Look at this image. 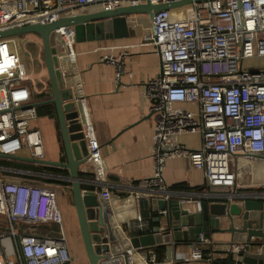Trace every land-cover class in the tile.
Wrapping results in <instances>:
<instances>
[{
    "label": "built area",
    "instance_id": "2783aa9c",
    "mask_svg": "<svg viewBox=\"0 0 264 264\" xmlns=\"http://www.w3.org/2000/svg\"><path fill=\"white\" fill-rule=\"evenodd\" d=\"M148 1L164 4L182 0H0V32L53 24L91 8L109 11ZM186 7L183 19L174 17V10L159 11L149 36L160 56L159 76L148 84L147 95L151 111L159 116L155 128V172L152 188H131L136 202L144 197L166 200L174 195L168 189H153L159 184L164 187L162 169L167 158H187L192 167L203 172L208 186L222 188L236 184L234 156L264 160V65H248L264 60V0H211ZM55 34L59 70L65 86L75 93L88 149L86 164L94 172L95 178L89 182L95 185L93 191L103 203L110 204L112 185L87 108L75 31L73 27H62ZM103 61L117 66L119 79L124 67L112 56H105ZM42 92L30 80L17 39H1V154L18 156L28 150L31 158L44 159L41 134L32 126L39 117L34 94ZM170 104H190L197 110L171 109ZM183 134L198 135L201 148L191 150L182 144H171L172 138ZM36 175L39 174L0 165V264H74L57 193L49 186L33 183ZM255 195L264 198V191ZM52 223L59 225V234L23 231L24 227ZM167 226L168 211L163 210L159 225L163 236L173 233ZM133 227L140 233L151 229L149 221L141 216ZM117 235V241L109 239L110 252L100 264H168L167 258L160 261L154 250L136 249L124 233ZM198 242L195 248L179 247L176 260L184 264H245L244 254L251 249L242 242L219 248L203 234Z\"/></svg>",
    "mask_w": 264,
    "mask_h": 264
},
{
    "label": "crops",
    "instance_id": "0c3cea01",
    "mask_svg": "<svg viewBox=\"0 0 264 264\" xmlns=\"http://www.w3.org/2000/svg\"><path fill=\"white\" fill-rule=\"evenodd\" d=\"M98 10V8H91L87 11L94 12ZM124 30L127 31L128 36L120 34ZM152 31L153 26L149 18L144 15H136L128 17L115 27L105 22L102 29L90 33L91 38L88 37L89 39L87 38L82 43H75L87 108L97 138L102 146L108 181L112 185L111 202L106 204L107 206L103 205L108 209L107 225L110 234H107V236L114 242L117 241V234L121 232L127 238L132 239L133 237L153 234L154 228L160 225V222L156 223L155 219L160 217L162 211L159 213L152 211L149 218H144L151 225L150 231L140 233L141 231L133 227L134 222L140 216V211L138 202L131 193L133 187L139 189L152 188L151 184L154 183L152 178H154L155 172V128L159 116L151 111L152 103L147 95L148 84L159 76L160 56L149 39ZM105 56H112L124 67L119 79L117 78V66L103 61ZM29 73L31 76V69H29ZM69 83L71 82L69 81ZM36 89L38 91L42 90V94L44 93L45 96L51 93L50 99L52 98L51 88L45 87L39 90L36 86ZM72 93L75 98L74 91ZM40 95L39 93L34 94L35 104L45 102L46 97L44 96L45 98L41 99L38 97ZM169 108L197 110L196 106L190 104H170ZM32 126L40 132L42 137L43 160L65 161L66 155L59 123L47 115L39 114L38 119ZM170 142L171 144H182L191 150H198L202 146L201 138L195 134H183L172 138ZM18 156L31 157V153L24 150ZM15 161L25 166L47 167ZM233 166L236 170L235 186L230 188L211 187L206 184L203 172L192 167L187 158L183 156L167 158L162 169L164 187H160L159 184L155 186L157 188L154 187L153 189H168L174 192V195L188 196V199L197 203L221 201L226 195H255L262 191L261 188H264V160L259 157L236 155L233 158ZM56 169H59L60 172L50 173L33 170L32 172L39 175L32 177V182L40 186H49L56 191L58 207L63 217V229L74 257V264L77 262L82 263L81 257H78V254L74 251L76 248V232L78 231L80 235V229L74 206L72 184L69 180L63 178L69 176V171L63 168ZM24 171L31 172L30 169ZM81 174L85 175L81 177L85 187H90L87 190L93 191L95 185L89 182L95 178L91 166L89 164L83 165ZM180 183L186 184L189 189L174 191L172 186ZM68 184H71V186ZM208 195H218L219 198L209 199ZM98 197L102 200L99 194ZM147 199L152 200L154 198ZM234 202L240 201L236 200ZM152 222L155 225L153 229ZM243 224L242 217L235 219L237 227H242ZM45 225L51 226V224ZM228 226V221L223 219L222 227L226 228ZM251 226L259 227L253 223H251ZM262 228L264 230V222ZM52 232L54 231L47 233ZM59 233L60 227L56 234ZM245 238V234H235V237L232 238L229 233H220L212 235L210 240L214 246L226 248L233 242L245 241ZM80 239L82 240V238ZM184 248H188V246H184ZM190 264L207 263L192 262Z\"/></svg>",
    "mask_w": 264,
    "mask_h": 264
},
{
    "label": "water",
    "instance_id": "95a60500",
    "mask_svg": "<svg viewBox=\"0 0 264 264\" xmlns=\"http://www.w3.org/2000/svg\"><path fill=\"white\" fill-rule=\"evenodd\" d=\"M206 1L211 0H182L164 4H153L148 1L146 4L121 6L109 11L88 12L84 10L63 17L53 24H34L0 32V40L27 35H35L41 40L52 98L35 105L40 107L53 104L55 106L66 155L65 161L60 162L31 157L8 156L1 153L0 159L17 160L41 166L63 168L69 171V176L63 178L69 180L72 184L74 206L88 264H100L106 254L110 252L108 246L110 238L107 236V234H110L107 225L108 209L103 205L104 203L99 199L97 193L85 188L80 177L81 167L88 160V149L82 133L76 100L72 90L65 86L62 73L59 70L55 30L62 27H73L75 43H82L88 37L91 38L90 35L95 33L97 29H102L105 22L115 27L128 17L144 15L149 18L154 28L155 16L159 11L175 10L194 2ZM120 34L122 36L129 35L126 30ZM188 198V196L177 194L166 200L163 198L140 199L138 202L140 216L149 218L152 211L159 213L167 210V227L173 233L163 236L159 233V226H156L153 234L133 237L131 239L133 246L141 250L167 247L168 264H183L176 260L178 248L184 246L197 247L200 234H203L205 239H210L212 235L220 233H229L232 238L235 237V234H245L246 238L242 243L247 244L251 249L244 254V263L264 264L263 197L245 194L226 195L221 201H204L200 203ZM236 200L240 202H234ZM240 217L243 218L244 224L242 227H237L235 219ZM223 219H226L229 223L226 228L222 227ZM155 222L159 223L160 217H156ZM251 223L259 227H252ZM183 227H186L187 230H182ZM233 244L236 243L233 242L230 245Z\"/></svg>",
    "mask_w": 264,
    "mask_h": 264
},
{
    "label": "rangeland",
    "instance_id": "374dc122",
    "mask_svg": "<svg viewBox=\"0 0 264 264\" xmlns=\"http://www.w3.org/2000/svg\"><path fill=\"white\" fill-rule=\"evenodd\" d=\"M186 8L187 7L185 6L174 10L173 16L177 19L185 18ZM16 39L19 42L20 50H22V58L24 62L29 66V69H31L30 80L33 81L34 84H36L39 90L44 89L45 87L49 89L50 84L46 72L45 57L41 40L35 35L16 37ZM248 65L260 68L264 65V60H254L253 62L248 63ZM38 225V228H41L42 226H47L45 224ZM75 237L76 248L74 251L78 254V257H81L80 259L83 264H88L86 253L82 245L83 243H81L82 240L80 239L81 235H79L78 231L76 232Z\"/></svg>",
    "mask_w": 264,
    "mask_h": 264
},
{
    "label": "trees",
    "instance_id": "16d2710c",
    "mask_svg": "<svg viewBox=\"0 0 264 264\" xmlns=\"http://www.w3.org/2000/svg\"><path fill=\"white\" fill-rule=\"evenodd\" d=\"M51 94V93H50ZM47 94L45 96V94H41L40 96H38L39 98L43 99L46 97V100H49L51 95ZM45 96V97H44ZM38 109V113L40 115H47L53 119H55L58 123L57 120V113H56V108L53 104H48V105H44V106H40L37 108ZM0 165L3 167H10V168H16V169H20V170H26V169H30L31 171H45V172H54V173H59L60 170L56 169V168H51V167H34V166H25L24 164L18 163L14 160H7V159H1L0 160ZM85 176L84 174H80V177ZM71 186V184H68ZM86 189H90V187H85ZM172 189L174 191H184V190H188L189 188L187 187L186 184L180 183V184H176L174 186H172ZM261 190H264V188H261ZM152 229L155 226L152 222ZM39 225H34V226H28V227H24L23 231H26L27 233L31 232V233H36V234H47V232L50 231H54L52 232L53 234H56L59 231V225L57 224H51V226H42L41 228H38ZM33 231V232H32ZM155 253L158 256V259L160 261H163L167 258V249L165 247H158L156 249H154Z\"/></svg>",
    "mask_w": 264,
    "mask_h": 264
},
{
    "label": "flooded vegetation",
    "instance_id": "af4514ba",
    "mask_svg": "<svg viewBox=\"0 0 264 264\" xmlns=\"http://www.w3.org/2000/svg\"><path fill=\"white\" fill-rule=\"evenodd\" d=\"M75 264H82L81 262H77V263H75Z\"/></svg>",
    "mask_w": 264,
    "mask_h": 264
}]
</instances>
